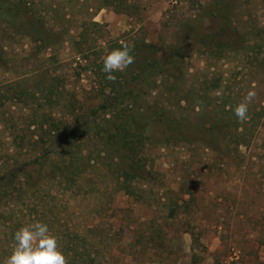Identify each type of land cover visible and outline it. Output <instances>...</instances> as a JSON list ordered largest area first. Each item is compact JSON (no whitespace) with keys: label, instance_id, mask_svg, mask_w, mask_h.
I'll return each instance as SVG.
<instances>
[{"label":"rangeland","instance_id":"rangeland-1","mask_svg":"<svg viewBox=\"0 0 264 264\" xmlns=\"http://www.w3.org/2000/svg\"><path fill=\"white\" fill-rule=\"evenodd\" d=\"M9 5L11 16L0 6V177L47 154L51 136L35 133L43 120L58 123L56 140L87 123L103 132L77 143L76 182L58 184L45 161L36 166L45 176L40 192L19 194L11 178L0 188V264L16 230L49 219L48 204L61 206L50 227L60 237L76 232L82 245L89 240L93 264H264V0ZM227 16L224 48L215 51L197 34L219 32ZM117 44L138 61L108 80L102 56ZM149 58L164 66L136 105L137 116L157 119L155 130L134 161H122L105 144L124 104L101 106L137 84ZM249 91L255 95L241 123L233 107ZM131 166L140 178L123 187L121 169ZM35 204L38 216L30 212Z\"/></svg>","mask_w":264,"mask_h":264},{"label":"trees","instance_id":"trees-1","mask_svg":"<svg viewBox=\"0 0 264 264\" xmlns=\"http://www.w3.org/2000/svg\"><path fill=\"white\" fill-rule=\"evenodd\" d=\"M9 1L12 2V0H2L1 1L2 4H0L1 10L2 9L4 10V8L7 9L8 11L7 15L9 14L11 8V6L9 5L11 2ZM227 17L228 18L225 24L221 26L222 30H220L219 32L213 33L211 34V36L209 35L205 36V34H201V35L197 34L198 38L201 39L203 43L209 41V45L210 46L213 45L215 47V51H221V49L224 48V44L221 41V36L222 33L225 31L224 29L227 26L229 27L231 26V22L229 23L228 21L229 16ZM6 22L9 23V20L7 19ZM121 46L122 44H117V46H115L114 48H118ZM130 49H131V54L134 57V61L132 64L137 63L138 57L134 53V50L132 48ZM209 51L212 52L213 49L209 48ZM174 55H177L176 51L175 52L172 51L171 53H169L168 57L173 59ZM160 60H162V58H159L157 60L156 59L151 60L149 58L146 59L145 62H142L137 72L138 74L137 77H140L139 79L140 83L137 82V84L133 85L132 87L130 86L129 89H127L126 87L123 88L121 96L117 95L113 99L114 102H112V99H110L107 96L104 100L105 101L104 105L101 106L103 109H108L111 107L118 109L119 108L118 106H120V104L121 105L124 104L123 108L125 109L124 111L127 113H124L123 116H121L122 120L120 125L117 126L116 128H112V132L110 131L112 134L110 132L108 133L111 135V138L109 137L110 142L105 144V148L109 151H112L115 154V156L119 157V159H121L122 161L125 159L134 161L137 157V152H136L137 147H143L144 144L143 138L146 137L149 134V132L155 130L154 123L157 121V119H153L152 115L150 116V114H144L143 116L142 114H140L139 116H137V112H139V109L137 108L136 102L137 99L142 97L141 95L143 96L146 95L144 94V92L140 93V91H144L149 85V83L152 82L151 78H153L154 75L153 71L160 70V72H158V74L156 75H160L162 73L161 67L164 65L161 66ZM119 73L122 74V72ZM126 99L130 100V103H127ZM224 107L226 106L224 105ZM136 108L137 111L135 112ZM127 114H129V116L126 117ZM163 117L168 119L167 116H163ZM93 120L95 121V119L92 118L91 123L94 122ZM35 129H36L35 133L39 131H43L48 136H51L53 142L50 144V149L47 151V154H44V156H42L41 158L36 159L35 162L24 164L18 167L16 170L12 171L10 174H6L0 177V188H4L5 185L9 186L11 185V183H13V185L18 187L17 189H19L18 190L19 194L21 191L27 193V190H29V188L35 192L36 191L40 192L41 184L43 183V180H45V176L42 174L41 171L37 172L36 166L44 165L45 161L47 163L49 161L48 166L52 170H47V171L52 174L53 180L57 181L58 184L62 185L65 179L67 183L76 182L77 178L80 176V172L75 173V169L72 170L71 167L77 163V161L79 160L78 157L82 155L81 150H79V152L77 151V149L79 148L77 143H81L82 141L85 140H90L89 137L92 136L101 137V133L103 132L100 129H98L100 131L93 132V130L89 128L87 123L85 125L82 124L81 126L80 125L76 126L68 134H66L64 138H60L56 140L60 130L58 128V123L53 118L52 119L48 118L47 120H43V122L37 125ZM89 158L90 156L88 157L87 160L88 163L90 164V161L92 159ZM66 159H69L68 164L66 163ZM69 167H70L69 175H71L69 176L70 178L66 176V171L69 169ZM121 171H122L121 172L122 180L119 181V184L123 187L129 184L130 181L133 180L134 178H140V175L136 173L133 166H131L130 168L122 167ZM34 174L38 176L39 178L38 180L36 177H34ZM10 178L12 180L11 183L9 182ZM46 194H48L46 198L49 197L51 200L57 199V196L52 195L51 192H46ZM35 195L36 193H34L32 196L34 199H36ZM18 200L19 197H17V201ZM39 205L41 206V203H39ZM47 206L48 208H50L47 210L48 211L47 215H49L48 216L49 219L46 220L44 223L48 224L49 228L52 229L51 232L55 234L58 238H63V241L59 239L58 241L60 248L62 249V251H64V254L68 259V264H93L94 258L88 252V248H87V246L90 245L89 240L82 239L81 241L84 244L82 245L80 243V238L83 237H80L78 234H76V232H74V234L64 233V236L62 237L58 236L57 235L58 229L50 226L53 225L54 221L58 219V215L54 213V210H59V207L61 206L55 205L51 207L50 204H48ZM32 209L33 210H30V212L37 213L38 216V213L40 211L39 207L35 204V206H33Z\"/></svg>","mask_w":264,"mask_h":264},{"label":"clouds","instance_id":"clouds-1","mask_svg":"<svg viewBox=\"0 0 264 264\" xmlns=\"http://www.w3.org/2000/svg\"><path fill=\"white\" fill-rule=\"evenodd\" d=\"M134 61L127 45L113 48L102 56L101 71L108 80H115L116 73L124 72ZM255 93L249 91L243 102L233 107L238 122L248 119V105ZM14 247L3 264H68V259L59 246L58 237L48 224L36 221L21 226L13 234Z\"/></svg>","mask_w":264,"mask_h":264}]
</instances>
